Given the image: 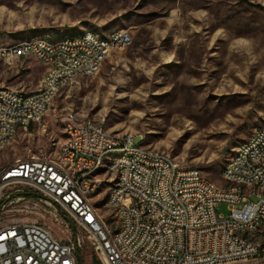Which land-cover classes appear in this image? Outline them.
I'll return each mask as SVG.
<instances>
[{"label":"rangeland","instance_id":"rangeland-1","mask_svg":"<svg viewBox=\"0 0 264 264\" xmlns=\"http://www.w3.org/2000/svg\"><path fill=\"white\" fill-rule=\"evenodd\" d=\"M119 29L130 32L128 47L58 91L40 123L0 152V163L54 157L71 118L133 135L135 144L228 187L222 169L264 123V0H0V45ZM32 55L0 59V85L37 90L45 68ZM106 188L96 204L112 219L102 205ZM216 211L228 212L225 203ZM45 221L58 237L83 236L81 264H101L84 229Z\"/></svg>","mask_w":264,"mask_h":264},{"label":"built area","instance_id":"built-area-1","mask_svg":"<svg viewBox=\"0 0 264 264\" xmlns=\"http://www.w3.org/2000/svg\"><path fill=\"white\" fill-rule=\"evenodd\" d=\"M130 42V32L120 30L106 41L87 35L78 42L27 43L39 61L53 58V65L42 85L43 93L20 94L0 85V138L9 137L15 123L30 128V118L47 112L45 96L58 78L93 67L97 50H104L107 43L127 47ZM71 46H84V54L61 57V49ZM0 51L4 59L20 52V44L0 45ZM65 121L70 135L63 136L59 147L68 154L75 173H65L61 166L46 161V155H39V160L24 157L22 164H15L14 159L4 164L0 264H79L77 251L83 236L58 237L46 218L61 229L69 223L84 229L101 264H264V240L252 231L258 214H264V161L257 166L247 163V156H258L264 148V131L251 136L244 153L220 173L226 183L243 175L241 184L227 188L206 179L197 168L180 165L169 154L137 147L133 135L130 142H120L109 131H99V125L71 118ZM111 146L126 152V159H118L110 169L111 177L125 172L120 194H115L125 227H118L116 219L91 220L88 195L102 180L94 175V164ZM247 180H255L256 189L243 190ZM106 189H112L111 184ZM250 195L256 200H249ZM219 203H225L226 215L216 211ZM153 211H160V219H153ZM145 214H152V221H145ZM108 237H115V244H108Z\"/></svg>","mask_w":264,"mask_h":264},{"label":"bare ground","instance_id":"bare-ground-1","mask_svg":"<svg viewBox=\"0 0 264 264\" xmlns=\"http://www.w3.org/2000/svg\"><path fill=\"white\" fill-rule=\"evenodd\" d=\"M120 30H114L108 33L105 36H99L93 31L85 30L73 36H62L58 38H48L44 35L33 36L29 39L22 40L18 42L20 44V52H13L9 54V57L18 54H33L32 46L28 45L29 42H48V44H58L61 42H78L80 39L86 38V36H92L97 41H106L113 40L116 33L120 32ZM128 47V46H127ZM125 46L122 43H107V47L104 50H97V57L95 61H93V67L86 68L85 70H78V75L71 76H61L58 78V84L54 85L50 95L45 96V109L48 110L50 103L57 92L64 86L74 81L81 79L82 77L93 75L96 70L102 65V63L115 51H120L124 49ZM76 54H84V46H71V49H61V57H76ZM38 60L39 57L34 55ZM0 58H3V53L0 51ZM41 63L46 65V71L41 80L40 88L32 92H24L22 90H15V93L20 94H33V93H43V86L46 85V80L48 79L49 67L53 65V58H45ZM45 113H41V115L30 118L31 124H39L43 115ZM91 123L92 125H99V131H107L102 124L95 122H85ZM29 125L24 123H15L12 126V134L9 137L0 138V149H4L6 145L11 143L15 138L18 131L27 130ZM264 131V123L257 127L252 134L242 142L236 149V151L232 154V156L226 162L224 168L221 173H225L232 163H235L236 158L244 153V149L247 145H250V137L253 135H257L259 132ZM64 135H70L69 122H66L64 127ZM110 137L117 139L120 142H130V134L127 133H113L109 132ZM137 147H143L137 144ZM149 149V148H148ZM154 151L156 154H165L163 152L150 149ZM1 151V150H0ZM25 157H31V160H39V155H28ZM118 159H126V152L120 151V146H111L107 147L106 151L103 154L97 156L96 162L94 164V175H99V179H102L101 182H98V186L92 188V195H88V202L92 204L91 208V220L92 221H105V214H103L97 204L96 198H102L103 193H99L101 187L106 184L108 188V184H111L112 189H106L104 193L103 206L109 209V214L112 216V219H116L118 221V227H125V218L124 212L119 210L117 202H115V194H120V184L125 180V172H115L113 177H111V167ZM46 161H52V163L57 164V166H61L65 173H75V166L71 165V162L68 158V154L61 152L60 147L56 150L54 157H49L46 155ZM261 161H264V148L262 151L258 153V156H247V163L249 166H257L261 165ZM10 163V162H9ZM5 163V164H9ZM15 164L24 163L23 158H17L14 160ZM3 165H0V174L3 171ZM229 186L227 188H236L239 184L243 182V175H235L230 181H227ZM256 189L255 180H247L243 183V190H253ZM102 194V195H101ZM153 219H160V211H153ZM145 221H152V214H145ZM252 231H258V240H264V214H258V223H252ZM108 244H115V237H108Z\"/></svg>","mask_w":264,"mask_h":264},{"label":"crops","instance_id":"crops-1","mask_svg":"<svg viewBox=\"0 0 264 264\" xmlns=\"http://www.w3.org/2000/svg\"><path fill=\"white\" fill-rule=\"evenodd\" d=\"M57 37H58V36H57ZM52 38H56V37H52ZM32 56H33V55H32ZM24 57H25V56H24ZM14 58H17V59H18L19 57H14ZM14 58L12 59V61H14ZM35 58H36V57H35ZM0 59H3V58H0ZM36 59H37V58H36ZM37 60H38V59H37ZM12 61H11V62H12ZM39 63H41V62H39ZM41 64L44 66L45 71H46V68H47L46 65L43 64V63H41ZM45 71H44V73H45ZM44 73H43V75H44ZM95 74H96V73H95ZM43 75H42V77H43ZM42 77H41V80H42ZM41 80H40V85H41ZM40 85H39V88H40ZM67 85H69V84H67ZM67 85H64L62 88H64V87L67 86ZM62 88H61V89H62ZM61 89H60V90H61ZM60 90H59V91H60ZM34 91H35V90H34ZM25 92H26V91H25ZM30 92H32V91H30ZM31 125H33V124H31ZM31 125H30V126H31ZM18 132H19V131H18ZM18 132H17V133H18ZM16 135H17V134H16ZM13 140H14V139H13ZM9 144H10V143H9ZM9 144H8V145H9ZM6 149H7V148L5 147V149L1 150L0 152L4 151V150H6ZM16 159H17V158H16ZM16 159H15V160H16ZM6 163H9V162H6ZM3 164H5V163H0V165H3Z\"/></svg>","mask_w":264,"mask_h":264},{"label":"trees","instance_id":"trees-1","mask_svg":"<svg viewBox=\"0 0 264 264\" xmlns=\"http://www.w3.org/2000/svg\"><path fill=\"white\" fill-rule=\"evenodd\" d=\"M77 255H79V254H78V251H77ZM78 261H79V264H81V262H80V258H78ZM92 263H93V264H97V262H95V261H93V260H92Z\"/></svg>","mask_w":264,"mask_h":264}]
</instances>
